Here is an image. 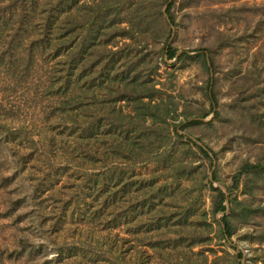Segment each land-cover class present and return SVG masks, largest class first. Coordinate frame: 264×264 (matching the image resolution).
<instances>
[{
    "label": "rangeland",
    "instance_id": "374dc122",
    "mask_svg": "<svg viewBox=\"0 0 264 264\" xmlns=\"http://www.w3.org/2000/svg\"><path fill=\"white\" fill-rule=\"evenodd\" d=\"M43 1L31 6L30 0H0V264H158L147 244L157 238L171 242L172 227L169 233L145 232L143 216L133 220L125 219L124 211L117 213L109 183L115 172L127 176L133 171L129 180L135 188H144L155 174V187L164 182L176 189V203L200 196L205 206L193 202L196 214L210 207L208 181L232 199L261 205L264 186L258 177L242 175L237 188L232 177L245 161L264 162V0H176L169 44L190 58L165 57L163 63L162 42L149 39L120 53L132 60L143 58L137 70L151 77L144 78L149 82L161 83L156 84L162 91L154 101L170 96L178 114L176 120L168 117L146 131L145 152L136 160L113 156L120 148L108 133L89 136L88 126L97 116L103 118L102 131L111 123L106 113L94 110L102 94H63L61 84L51 87L61 78L65 50L39 45L47 41L42 38ZM156 30L149 22L144 32L151 36ZM48 39L56 38L51 34ZM114 41L117 46L108 50L125 40ZM200 53L213 65L204 67L196 56ZM101 54L105 52L99 48L93 59H104ZM155 62L159 75L151 70ZM210 79L214 100L207 97ZM96 82L94 78L92 84ZM91 87L90 92L97 89ZM67 99L70 107L62 109ZM116 109L125 114L131 105L118 101ZM191 119L200 122L181 128ZM191 141L214 153L210 164ZM176 172L178 186L172 178ZM95 180H105L100 199H94ZM133 203L123 208L130 211L138 204ZM113 215L118 218L112 221ZM234 220L230 242L242 251V263L264 264V241L259 242L264 217L253 214L243 221L237 213ZM231 255L220 263L233 264Z\"/></svg>",
    "mask_w": 264,
    "mask_h": 264
},
{
    "label": "trees",
    "instance_id": "16d2710c",
    "mask_svg": "<svg viewBox=\"0 0 264 264\" xmlns=\"http://www.w3.org/2000/svg\"><path fill=\"white\" fill-rule=\"evenodd\" d=\"M35 3L36 0L29 2L31 6H35ZM175 3L176 0H44L41 4V8L44 9L40 13H46L45 15L40 14L42 31L45 36L42 38H46L47 41L39 45L46 43V49L50 48L54 52L58 50L59 53L61 49L65 50L61 70L58 69L62 73L61 78L57 77L58 79L53 81L51 87L61 84L63 94L78 90L79 96L81 93L86 97L94 93L103 95L100 100L94 101L93 105L96 106L94 110L106 113L107 118L105 116L104 118L107 120L111 117L109 120L111 123L108 122L110 125L102 131L103 118L97 116V120L88 126V134L89 136L94 133L111 135L121 153L111 152L113 156L125 155L129 159H138L146 149L143 141L149 140L146 131H152L151 127L158 121H164L168 117L174 121L178 117L176 104L170 96L164 99L160 96V102L154 101L155 95L159 96V92L162 91L156 87V84L160 82H149L144 78L151 77H145L141 71L137 70L136 65H141L143 58L132 60L133 57H129L128 54H120L134 42L149 39L153 42H162L160 60L163 63H166L165 57L179 61L190 58L191 56L186 51L178 53L169 44L172 34L170 24L176 25L174 13L171 11ZM262 5L264 8V3ZM251 7H257L256 3ZM149 22L157 26L156 32L151 36H147L144 32ZM78 29H80L79 32L81 31L80 38L77 37ZM134 32H138L137 37L133 36ZM51 34H54L56 39H48ZM115 37L125 41L116 49L108 50L107 46L111 45L110 48L117 46V42L114 41ZM99 48L105 52L101 54L104 59L95 61L93 54L99 52ZM196 56L201 57L204 67L207 68L208 63L213 65L206 53ZM159 68L160 65L157 62L151 65V70L156 75H159ZM94 78H97L96 84H92ZM212 81V79L207 81V97L210 100H214ZM92 85L97 89L90 92ZM145 98L147 100H144ZM65 101L66 103L61 106L62 109L70 107L68 105L70 100ZM118 101H125L127 105H131V111L124 114L120 109L115 110V102ZM105 109H109L110 112ZM199 122L200 120L191 119L187 124H182L181 128ZM124 123L131 124V127L126 128ZM172 132L179 135L176 127H173ZM192 145L210 164L211 153H214L197 142L193 141ZM179 174L180 172H176L172 177L173 183L177 186L180 183ZM242 175L258 177L264 186V162H243L237 174L232 177L233 188L238 187ZM133 176V171L127 176L119 172L112 174L109 180L112 188L110 194L112 205L117 213L124 211L125 219L135 220L140 215L143 216L147 225L145 232L154 231L161 234L166 231L169 233L172 227L174 236L171 242L164 243L162 238H157L147 244L158 264H221L220 261L225 256L231 255L227 250L228 247L234 251L231 255L234 260L233 264H243L242 251L230 242L235 232L234 218L237 213L243 221H247L253 214L264 217V200L261 205L252 207L230 198V195L222 189L213 186L212 181H208L207 187L211 192L210 207L196 214L192 208L193 202L196 203L198 200L202 203L201 205L205 206V201L200 196L195 197L193 202L190 200L179 202L182 201L179 198L176 203L178 197L176 189L166 188L167 184L164 182L162 186L155 187V174L144 188H135L134 181L129 180ZM212 177L216 179L214 173ZM103 182L95 180L94 199L102 197L99 193ZM141 189L144 191L139 194ZM139 199L142 201H138ZM134 201L138 202L134 209L126 211L123 208L125 203L134 204ZM217 213H222V215L216 218ZM117 218L113 215L111 220ZM169 220L171 223L167 224ZM247 237L250 239L251 234L249 233ZM261 241H264V237L259 239V242Z\"/></svg>",
    "mask_w": 264,
    "mask_h": 264
},
{
    "label": "water",
    "instance_id": "95a60500",
    "mask_svg": "<svg viewBox=\"0 0 264 264\" xmlns=\"http://www.w3.org/2000/svg\"><path fill=\"white\" fill-rule=\"evenodd\" d=\"M169 1H171V0H169ZM166 7V6H165ZM165 14V17L167 18V15H166V13H164ZM168 20V19H167ZM170 27L172 28V25L170 24ZM223 190H224V188L223 187H221Z\"/></svg>",
    "mask_w": 264,
    "mask_h": 264
}]
</instances>
